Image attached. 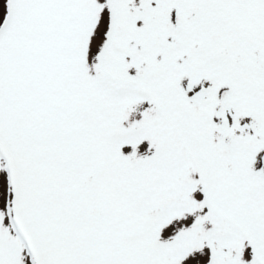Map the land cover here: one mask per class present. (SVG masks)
I'll return each mask as SVG.
<instances>
[{
    "label": "snow or ice",
    "instance_id": "1",
    "mask_svg": "<svg viewBox=\"0 0 264 264\" xmlns=\"http://www.w3.org/2000/svg\"><path fill=\"white\" fill-rule=\"evenodd\" d=\"M0 264H264V0H0Z\"/></svg>",
    "mask_w": 264,
    "mask_h": 264
}]
</instances>
